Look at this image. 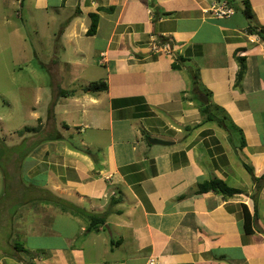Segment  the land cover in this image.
<instances>
[{
    "label": "crops",
    "instance_id": "crops-1",
    "mask_svg": "<svg viewBox=\"0 0 264 264\" xmlns=\"http://www.w3.org/2000/svg\"><path fill=\"white\" fill-rule=\"evenodd\" d=\"M223 1L0 0L53 35L21 87L42 128L0 264H264V0ZM214 179L242 192L201 190Z\"/></svg>",
    "mask_w": 264,
    "mask_h": 264
},
{
    "label": "rangeland",
    "instance_id": "rangeland-1",
    "mask_svg": "<svg viewBox=\"0 0 264 264\" xmlns=\"http://www.w3.org/2000/svg\"><path fill=\"white\" fill-rule=\"evenodd\" d=\"M20 7L14 5L12 10H4L6 14L13 11L8 23L0 18V212L8 210L9 215L19 211V202L23 201L20 198L28 195L25 185L28 179L22 159L33 130L42 128L38 122L33 127L35 120L32 110H29L36 95L21 87H25L27 81L37 79L27 65L43 59L50 51L53 37L44 35L47 32L44 27L34 29L36 23L31 19L41 18V15L35 13L34 16L26 10L20 15V11H17ZM16 23L23 35H14ZM44 109L45 105L42 104L40 111L44 112ZM11 220L5 215L4 220L0 221V245H6L12 239L14 242L20 241V237L15 234L20 224Z\"/></svg>",
    "mask_w": 264,
    "mask_h": 264
},
{
    "label": "trees",
    "instance_id": "trees-1",
    "mask_svg": "<svg viewBox=\"0 0 264 264\" xmlns=\"http://www.w3.org/2000/svg\"><path fill=\"white\" fill-rule=\"evenodd\" d=\"M229 2L233 6V2L230 0H229ZM244 12L246 13V15L248 17H252V10H251V6L249 3H245ZM97 21H98V15L95 13L92 14V23H91L90 28L88 29L89 35H92L95 33L96 27H97ZM249 31L259 33L260 37L264 40V32L263 31H257V29L255 27H253L252 25L249 27ZM238 61H239L240 68H239V72L237 75V82H240L244 78L245 71H246V64H245V59L243 57H238ZM196 83H197V79H196ZM106 86L107 85L103 82H94V83L90 84L87 87V89L101 90V89L106 88ZM203 111L206 114L207 119L216 120L217 122L225 125L223 120L219 119L215 114L212 113L211 106L209 104L204 105ZM247 168L249 169V171L252 172V168L250 166L247 165ZM211 189L217 190V191L223 193L225 196H232L236 193L242 192L240 189L230 187L224 181L219 180V179H214V180L208 181L201 188L202 191L203 190H211ZM89 216L92 218L93 222L97 221V220H103V217H96L93 214H90ZM249 220H250V214L247 213L246 214L247 224L249 223Z\"/></svg>",
    "mask_w": 264,
    "mask_h": 264
},
{
    "label": "built area",
    "instance_id": "built-area-1",
    "mask_svg": "<svg viewBox=\"0 0 264 264\" xmlns=\"http://www.w3.org/2000/svg\"><path fill=\"white\" fill-rule=\"evenodd\" d=\"M212 11L216 16H230L234 12V7L230 4L229 0L221 3H216L212 7ZM147 264H156L155 258H150Z\"/></svg>",
    "mask_w": 264,
    "mask_h": 264
},
{
    "label": "water",
    "instance_id": "water-1",
    "mask_svg": "<svg viewBox=\"0 0 264 264\" xmlns=\"http://www.w3.org/2000/svg\"><path fill=\"white\" fill-rule=\"evenodd\" d=\"M205 103H207V98L204 100ZM153 142H161V143H169V141H165L162 139H157V138H151Z\"/></svg>",
    "mask_w": 264,
    "mask_h": 264
}]
</instances>
